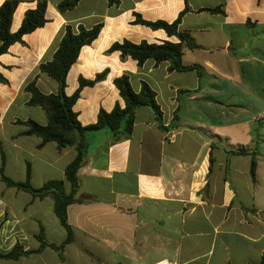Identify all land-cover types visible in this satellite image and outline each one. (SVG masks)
<instances>
[{"label": "crops", "instance_id": "obj_1", "mask_svg": "<svg viewBox=\"0 0 264 264\" xmlns=\"http://www.w3.org/2000/svg\"><path fill=\"white\" fill-rule=\"evenodd\" d=\"M20 1L13 33L37 6L33 0ZM63 1L48 0L45 27L25 35L24 44L12 45L0 58V73L9 81L0 82V167L5 174L25 182L30 168L33 187L63 180L70 191L65 171L77 150L60 151L57 143L40 147L42 140L23 135L27 127L17 123H48L43 109L28 105L31 95L25 87L37 78L44 94L58 92V83L39 67L53 59L68 24L76 29L103 24L99 38L82 49L67 77L71 96L80 77L92 80L109 72L105 81L83 89L74 108L81 124H96L102 109L125 106L114 80L129 73L137 92L145 81L157 93L165 128L153 109L142 107L125 140L114 142L106 129L87 132L78 201L68 207L74 240L64 259L47 247L19 260L1 259L0 264H261L264 0H188L190 10L180 29L191 32L200 49L186 51L183 62L200 66V75L171 72L168 62L148 61L140 68L119 52L107 53L124 40L178 42L135 20L139 14L147 21L172 23L186 9L185 0H120L117 6L108 0H82L72 13H61ZM217 8L221 12L208 11ZM240 148L247 154L228 153ZM41 233L57 246L67 239L54 196L35 198L8 187L0 175V252L6 254L17 244L37 251Z\"/></svg>", "mask_w": 264, "mask_h": 264}, {"label": "trees", "instance_id": "obj_2", "mask_svg": "<svg viewBox=\"0 0 264 264\" xmlns=\"http://www.w3.org/2000/svg\"><path fill=\"white\" fill-rule=\"evenodd\" d=\"M37 2L35 9L26 12L20 29L13 33L11 30L14 15L21 3L20 0H6L0 6V58L9 52L12 45L16 43H25L24 36L45 27L49 22L47 19L48 0H33ZM82 0H65L58 5L61 13L74 10ZM111 6L120 4V0H108ZM186 9L179 15L178 19L172 23L159 20L147 21L141 15H136L135 24L144 25L152 30H164L169 37H175L178 42L164 41L163 43H149L143 41L134 43L130 40L115 42L109 52H119L123 59L130 57L137 61L138 66L142 68L148 61H153L157 65L161 63H170L171 72H191L196 71L201 74V67L198 65H185L183 58L186 51H196L200 49L191 32L180 29L183 17L190 10L188 0ZM211 12H221L220 8L209 9ZM103 24L88 29L84 26H75L68 24L64 28V33L59 47L51 61L40 64L39 71L58 83V92L54 94H44L37 86V78L30 82L25 91L31 95L28 102L29 106L43 109L47 115L48 123L41 124L35 120L27 121L18 120L17 123L27 127L23 133L26 136H37L42 142L40 147L48 143H57L58 149L62 151L67 147H74L77 150L75 160L67 167L65 171L66 181L70 185V191H67L66 182L63 180H53L47 182L41 188H35L31 184V170L28 168L27 179L25 182H19L11 179L5 174L4 168L0 167L2 181L11 188L28 192L35 198L44 199L54 196L55 213L61 222V225L67 232L66 241L57 246L49 243L44 234L41 233L37 239L41 247L37 251H25L24 248L17 244L10 252L4 254L0 252L1 259L19 260L22 257L32 253L41 252L43 249L50 247L57 251L63 260V253L67 245L74 240V229L68 221V207L78 200L76 195L79 190L78 173L82 167L88 152V143L85 134L89 131L109 130L114 142H120L129 138L134 129L136 120V111L142 107H149L154 110L157 119L163 126V111L157 101V93L145 81L141 83L140 91L133 87L132 76L125 73L114 80V85L120 92L125 103L122 107L117 103L111 112L102 109L98 115V121L91 126H83L79 121V115L74 110L75 105L81 98V93L86 87H93L96 84L105 81L108 77V70L97 74L94 79H85L80 77L79 88L69 96L66 93L67 77L73 65L78 61L81 51L84 47L92 45L100 36ZM0 82L8 84L9 81L0 73ZM238 155H246L247 151L243 148L228 152ZM5 160V155L3 154ZM257 170V160L254 157L251 166L252 177L255 178ZM261 264H264V260Z\"/></svg>", "mask_w": 264, "mask_h": 264}, {"label": "rangeland", "instance_id": "obj_3", "mask_svg": "<svg viewBox=\"0 0 264 264\" xmlns=\"http://www.w3.org/2000/svg\"><path fill=\"white\" fill-rule=\"evenodd\" d=\"M70 13H72L71 11H69ZM68 13V12H67ZM107 53H111V52H109V50L107 51ZM25 116H27V114H24ZM29 118H34V116L33 115H30V116H28ZM263 140H264V135H263ZM227 143H229L228 141H227ZM226 144V143H225ZM230 144V143H229ZM230 145H232V144H230Z\"/></svg>", "mask_w": 264, "mask_h": 264}]
</instances>
